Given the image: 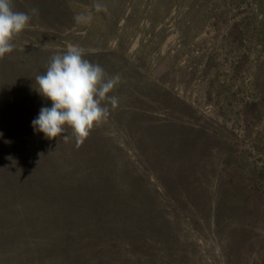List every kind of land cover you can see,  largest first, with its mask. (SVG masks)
<instances>
[{"label":"trees","instance_id":"trees-1","mask_svg":"<svg viewBox=\"0 0 264 264\" xmlns=\"http://www.w3.org/2000/svg\"><path fill=\"white\" fill-rule=\"evenodd\" d=\"M35 1L38 13L35 5L19 12L47 21L31 20L20 33L48 34L43 53L20 66L0 60L5 78L20 83L6 89L2 103L11 106L0 109L1 186H14L0 202V264H197L199 245L212 248L202 264H264V0H168L144 8L139 26L157 45L156 57L167 46L154 33L169 30L167 21L176 32L172 52L185 55L186 71L178 88L176 77L163 78L167 71L156 74L160 62L140 81L146 70L136 50L117 59L118 43L82 29L74 19L84 17L82 0ZM124 10L138 14L130 5ZM73 46L120 78L109 93L118 106L105 102L108 118L79 146L70 127L65 142L32 125L52 106L35 90V77ZM205 107L213 128L198 119ZM34 218L51 231L50 244L36 250L20 232ZM198 226L206 234L191 237Z\"/></svg>","mask_w":264,"mask_h":264},{"label":"rangeland","instance_id":"rangeland-1","mask_svg":"<svg viewBox=\"0 0 264 264\" xmlns=\"http://www.w3.org/2000/svg\"><path fill=\"white\" fill-rule=\"evenodd\" d=\"M72 1V0H69ZM123 0H82L80 4L84 6V9L80 8L83 11L84 14V19L81 20L82 22V29H91L94 27L96 29L97 36L101 38L103 41L106 42H114L115 44L118 43V47L121 51H119V54L115 56V58L119 59V55L125 52L129 49L130 55H132V51H135L136 57L142 58V64L143 65V70L146 71H140L138 78L140 81L146 82V78H148V73L150 72L151 65L156 62L159 63V67H155L157 71L156 74H160L161 72L166 73L170 76H164L163 78L166 79L168 77L169 79H174V77L177 78L176 84L174 82V86L178 88V82L181 80H185V70H182V63H181V58L185 56L184 54H176L174 56V53L172 50H175L178 45V37L173 34L175 32L173 28H170L171 22L167 21V28L162 30V32H159V34H155L156 38L154 39V42L158 43L160 40L165 39V43L167 47L170 48V53L166 49L167 47H163L165 49L162 54H160L159 57L155 56V50L157 45L150 44V37L148 36L149 32L148 29H143L140 28L139 24L140 22L143 23L142 18L145 17L144 13V8L148 7L149 5L152 6H157L160 7L161 5H166L168 0H126L125 5L121 7ZM99 4L101 5V10L97 11L96 10V5ZM33 5H35V9L39 7V3H37L35 0H11V7L14 11H20V10H26L28 8H31ZM132 6L133 12H138L136 16H128L125 15L124 13V7ZM73 7V6H72ZM108 12L115 13L117 15L123 16L121 20V24H117V18H110L108 17ZM110 14V13H109ZM173 16V15H172ZM54 18V17H53ZM128 18V19H127ZM56 20V18H54ZM172 22H174V18H170ZM32 20V19H31ZM30 20V22H31ZM34 20L46 23L47 20H45L43 17H36ZM32 20V22L34 21ZM81 24V23H80ZM124 26L123 30H118V26ZM152 32V31H151ZM154 32V31H153ZM176 33V32H175ZM28 34L27 32H22L20 34H17L13 38V45L14 49L11 53L5 54L3 58H0V60L6 62L10 66H20L25 57L29 56H34V55H41L43 52H40L42 44H46L49 42L48 40V34L41 32L39 30H36L34 33L30 32V36L26 35ZM89 35V34H88ZM35 40H38V45L36 44ZM77 41H80L81 39H76ZM90 42H97L96 40L93 41L90 39ZM204 44H201L199 46H196V48L202 49ZM136 48V49H135ZM192 50V49H191ZM203 50V49H202ZM52 52V50H51ZM50 53V52H49ZM173 55L170 57V55ZM169 55V56H166ZM114 57V56H113ZM152 59H149V58ZM175 57V58H174ZM126 66H128L126 64ZM125 66V68H126ZM3 68H1L0 64V109L4 106H11L10 105H4L2 103V99H4V93L6 89H8L11 85L12 86H19L20 83L11 75L9 77V80H7L3 74ZM147 72V73H146ZM127 74V72H126ZM133 77H136L135 73L132 74ZM14 102V101H13ZM4 105V106H3ZM207 108H203L199 110L200 117L198 119L203 122L208 124L211 128L214 127V122L212 119V115ZM11 112V111H10ZM191 113V111H190ZM3 114L0 111V116ZM14 116V115H12ZM29 116H32L29 114ZM216 123V122H215ZM218 128V126H215ZM10 134L18 133L16 130H9L7 131ZM26 137L28 135L32 136V131H26L24 132ZM33 137V136H32ZM4 182L0 180V186ZM14 186L13 185H4L0 187V202H5L6 198L8 197V193L13 190ZM8 202V199H7ZM237 220V219H236ZM264 220V219H263ZM238 222V221H236ZM235 222V223H236ZM46 222L42 218H34L32 221H28L29 224V230L25 231H20L22 233V236H24L27 239V245L31 247V249H35L34 247L37 246L38 248L41 245H49L51 239H46L47 233L51 232L50 227L45 226ZM43 225V226H42ZM31 226V227H30ZM235 227L238 228V235L242 234V228L239 226V223L235 224ZM203 231L205 233V229L203 226H198L196 228V233L195 232H188L191 234L190 236H195L197 232ZM24 233V235H23ZM54 232H52L53 234ZM206 234V233H205ZM36 247V248H37ZM189 249V248H188ZM36 250V249H35ZM212 248L208 247L207 245L204 246H198L195 248V252L193 254L194 258L192 259V262H195L197 264H202L203 262H208L209 257H210V252ZM189 252H191L189 250ZM202 261V262H201Z\"/></svg>","mask_w":264,"mask_h":264},{"label":"clouds","instance_id":"clouds-1","mask_svg":"<svg viewBox=\"0 0 264 264\" xmlns=\"http://www.w3.org/2000/svg\"><path fill=\"white\" fill-rule=\"evenodd\" d=\"M95 7L101 10V5ZM32 12L36 14L38 10ZM74 19L80 22L84 17L77 15ZM30 20L28 13L12 9L11 0H0V58L13 51L14 36L24 30ZM119 79L118 75L108 76L98 63L85 59L84 49L79 46L52 56L46 71L35 77V90L51 100L52 106L41 108L39 116L32 121L33 128L48 139L62 138L68 142L71 136L65 133L70 127L77 146L81 145L90 130L108 118L107 104L113 109L118 106V98L109 93Z\"/></svg>","mask_w":264,"mask_h":264}]
</instances>
